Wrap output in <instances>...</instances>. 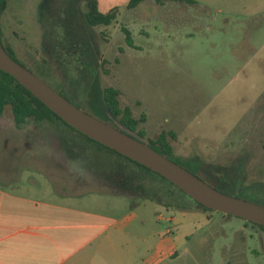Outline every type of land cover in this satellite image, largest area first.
I'll use <instances>...</instances> for the list:
<instances>
[{
	"label": "rangeland",
	"instance_id": "374dc122",
	"mask_svg": "<svg viewBox=\"0 0 264 264\" xmlns=\"http://www.w3.org/2000/svg\"><path fill=\"white\" fill-rule=\"evenodd\" d=\"M39 1L5 0L0 12L3 30L19 57L30 66L45 59L47 53L42 49L44 36L39 34L35 18ZM50 2L56 13L69 5L85 9L84 0ZM195 2L198 7L173 0H143L127 8L117 1L119 8L108 24L85 27L87 40L94 48L88 58L106 61L101 72L104 81L124 83L119 105L131 104L136 118L142 114L137 126L145 128L146 115L147 135L159 130L166 133L167 128L178 133L180 128V143L172 144L175 150L180 144V153L187 155L169 156L204 178L197 170L201 156L205 162L215 164L216 173L218 162L228 163L240 156H252V161L264 157V0ZM60 19L64 23L66 17ZM73 28L81 30V23L76 22ZM123 28L129 31L130 44ZM76 38L82 36H74L71 41L61 38L60 42L72 44ZM51 68L58 73L61 70L54 63ZM164 116L169 120L161 123ZM3 144L7 146L4 149ZM3 164L10 166L15 182L41 190L70 185V179H59L65 174L89 175V179H83V187L76 183L71 186L83 189L73 195L74 200L82 196L90 208L106 213H115L131 201L139 202L152 188L178 194L186 207L174 203L164 206L153 200L144 203V226L154 224V206L163 214L158 223L169 226L175 241L174 255L160 264H264V252L256 242L260 235L264 250L262 229L239 216L202 208L158 174L139 169L59 120L43 118L36 122L26 117L16 125L6 105L0 113V167ZM114 171L131 172L144 187L121 186L109 177ZM48 173L53 181L47 178ZM246 173L248 180L257 176L254 168ZM29 174L34 182L25 177ZM123 184L126 186L128 181ZM231 192L264 205V199L250 191ZM172 213L174 219L182 218L181 223L165 218Z\"/></svg>",
	"mask_w": 264,
	"mask_h": 264
},
{
	"label": "crops",
	"instance_id": "0c3cea01",
	"mask_svg": "<svg viewBox=\"0 0 264 264\" xmlns=\"http://www.w3.org/2000/svg\"><path fill=\"white\" fill-rule=\"evenodd\" d=\"M117 1L127 0H97V7L105 11ZM25 177L34 182L33 175ZM15 178L10 166L0 167V264H160L174 255L175 241L169 226L158 223L163 214L156 207L151 206L154 224L144 226V203L152 201L147 197L106 213L90 208L82 196L74 200L83 189L71 186H82L89 175L65 174L59 179H70V185L42 190ZM174 214L165 218L181 223Z\"/></svg>",
	"mask_w": 264,
	"mask_h": 264
},
{
	"label": "flooded vegetation",
	"instance_id": "af4514ba",
	"mask_svg": "<svg viewBox=\"0 0 264 264\" xmlns=\"http://www.w3.org/2000/svg\"><path fill=\"white\" fill-rule=\"evenodd\" d=\"M37 6L35 18L39 27V34L44 36V39H42L41 42L43 45L42 49L47 52L46 58L41 62L36 61V64L33 66H30L26 61L21 59L15 50V46L9 40L10 36L3 30V25L0 19V42L5 51L11 57L22 64L23 62L26 63L28 66L42 74L54 85H51L54 89L76 106L88 111L89 113L92 112L91 114L96 113L100 115L97 117L107 122L133 130L138 135L147 138L149 144L152 147L154 146L156 149L159 148L157 135L162 132L163 140L169 146L165 155L170 159L172 158L169 154H176L180 157L187 155H182L180 153V144L177 150L174 149L172 144V142L175 141L180 143V128L178 129V133L171 128H167V134L162 130H159L155 133V135H147L146 130L148 129L146 125V115L144 116L143 114V118L145 119V121L143 119L145 122V128L137 126L142 114L139 118H136L131 104H122V106L119 105L121 98V86H124V83H121L120 81L119 84H116L113 80L110 82L104 81V75H102L101 72L104 70L103 68L105 67L106 61H104L103 58L100 60L88 58L94 50L92 44L87 40L88 36L85 26L88 25L81 23L82 31L80 29L73 28L74 24L78 22L77 20L80 18L79 16L85 9L80 11L78 8H73L78 17L77 19H72V17L68 18L69 16H65V8H61L58 13L53 12L54 10L51 7L50 0H40ZM4 7L5 3H3V6L0 7V12L4 9ZM64 17H66V19L63 23L60 18L63 19ZM77 35L82 36V39L76 38L72 44L60 42L61 38H66L70 41L74 40V36ZM78 40L81 42L77 43ZM51 63H54L55 66H59L61 68L59 73L53 71ZM109 100L112 101L110 102ZM161 120L162 123L166 122V120L168 121L169 118L164 116ZM205 161L206 160H204L201 156V161L198 163L197 170L202 176H204V178L199 177L207 183H209L208 180H210V182L219 183L220 186L230 192L238 191L242 193L244 191H250V193L254 196L264 199V157H259V159L252 161V156H240L236 157L234 161L232 160L228 163H224L225 161L218 162L216 166L218 165L217 167L219 169V173H216L215 171V164H210ZM175 162L180 164L177 161ZM222 168H225V170ZM253 168L255 169L257 176L256 178L248 180L247 175L249 173H246V171ZM226 169L231 172L226 171ZM191 172L194 173L193 171ZM196 175L198 176V174ZM245 179L246 182H244ZM209 184L215 186L211 183ZM243 221L250 223L251 226L255 225V227L264 231L262 227L254 224L256 222L253 223V221L245 219H243ZM261 241L262 237L257 235V246L263 253L264 250L261 247Z\"/></svg>",
	"mask_w": 264,
	"mask_h": 264
},
{
	"label": "water",
	"instance_id": "95a60500",
	"mask_svg": "<svg viewBox=\"0 0 264 264\" xmlns=\"http://www.w3.org/2000/svg\"><path fill=\"white\" fill-rule=\"evenodd\" d=\"M0 69L41 100L66 123L89 138L147 166L174 183L200 206L264 225V205L223 192L153 148L133 130L107 122L76 106L29 68L11 57L0 42Z\"/></svg>",
	"mask_w": 264,
	"mask_h": 264
},
{
	"label": "trees",
	"instance_id": "16d2710c",
	"mask_svg": "<svg viewBox=\"0 0 264 264\" xmlns=\"http://www.w3.org/2000/svg\"><path fill=\"white\" fill-rule=\"evenodd\" d=\"M141 1H143V0H127L125 2L124 6L127 8L134 7V6L138 5ZM153 1H155L156 3H162L165 0H153ZM173 1L184 2L188 5H193L195 7H198L195 0H173ZM3 3H4V0H0V7L3 6ZM84 4H85V10L82 12V14L79 16L80 18L77 20L78 22L83 23L84 25H86V24L87 25L108 24L114 18L116 11L119 8L118 5H113L105 11H101L97 7V0H84ZM200 8L201 7H199L198 9H200ZM65 10H66V13H65L66 16L67 17L69 16L68 18H71L72 16L76 17V13H75L74 9L71 7V5L67 6ZM77 17L74 19H77ZM72 19H73V17H72ZM123 29L125 32V40L128 44H130L131 38L129 36V31L126 28H123ZM40 66L43 67L42 65H40ZM109 101L111 102L112 100H109ZM6 105L9 106L10 112L12 115V119L16 125H19L21 122H23L26 119V117H32L36 122L40 121V119L45 118V119L55 120V121L59 120V121L63 122L64 124H66L67 126L76 130L74 127H72L71 125L66 123L62 118H60L58 115H56L53 111H51L41 100H39L36 96H34L29 90H27L24 86H22L20 83H18L17 80H15V78H13L9 73L0 69V113L3 111V109ZM76 131H78V130H76ZM79 133H81V132H79ZM81 134L84 135L89 140L95 142L96 144L109 149L110 151H112L115 154L120 155L121 157L126 158L130 162L134 163L136 167L140 166L139 169L144 168L146 170H150V171L158 174L161 178L167 180L169 183L175 185L174 183H172L171 181L166 179L164 176H162L158 172L148 168L147 166H145V165H143V164H141V163H139V162L115 151L112 148H109V147L99 143L96 140H93L92 138H89L88 136H86L83 133H81ZM157 139L159 141V148L156 149L154 146H153V148H155L156 150L166 154L169 146L163 140V133L162 132H160L157 135ZM132 170H134V169H132ZM142 172H145V171H142ZM112 177L114 180L116 179L117 182L121 186H124V187H128V188L132 187L134 189H139V190H142V188L144 187L140 181H137L135 179V175L134 174L132 175L131 172H125V171L116 172V173H113ZM126 181H128V184L125 186L123 183H126ZM149 187L152 188V185ZM214 187L223 191V192L239 196V195L232 193L228 190H225V189H222V188H219L216 186H214ZM146 189H147V187H146ZM178 189L184 195H186L192 202H194L200 206V204L197 201H195L194 199L189 197L180 188H178ZM150 191H148V193L142 197H147V198H149L155 202H158L164 206H168L172 203H174L175 205L182 206V207L185 206V203L181 200V197L178 194L171 193L172 192L171 190H170L171 192L168 190H164L165 193H161V190H159V191L155 190L154 191L152 188V189H150ZM164 191H162V192H164ZM154 192L157 195H155ZM168 192L171 193L173 196L170 197V194L168 195ZM132 202H134V201H132ZM201 207L204 209H210V208H207L205 206H201ZM254 224H256V225H258L264 229V225L259 224V223H254Z\"/></svg>",
	"mask_w": 264,
	"mask_h": 264
}]
</instances>
